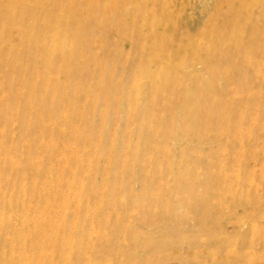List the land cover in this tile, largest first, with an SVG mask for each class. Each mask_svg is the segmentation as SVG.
Segmentation results:
<instances>
[{
    "label": "rangeland",
    "instance_id": "1",
    "mask_svg": "<svg viewBox=\"0 0 264 264\" xmlns=\"http://www.w3.org/2000/svg\"><path fill=\"white\" fill-rule=\"evenodd\" d=\"M0 101L1 264H264V0H0Z\"/></svg>",
    "mask_w": 264,
    "mask_h": 264
},
{
    "label": "bare ground",
    "instance_id": "2",
    "mask_svg": "<svg viewBox=\"0 0 264 264\" xmlns=\"http://www.w3.org/2000/svg\"><path fill=\"white\" fill-rule=\"evenodd\" d=\"M1 102V101H0ZM2 103H3V101H2ZM0 105H1V103H0ZM67 117V116H66ZM65 117V118H66ZM68 121V120H67ZM52 127V126H51ZM54 128V127H53ZM52 128V129H53ZM77 129V128H76ZM75 129V132L76 131H78V129L76 130ZM59 130V129H58ZM62 130V129H61ZM44 147V146H43ZM49 148V154H50V152L52 151V155L55 153V149H57V146H54L53 144H51L50 146H48ZM4 148V147H3ZM6 148V147H5ZM46 148V147H45ZM69 149V148H68ZM71 149V148H70ZM45 150V149H44ZM66 151V150H65ZM68 151V150H67ZM2 152H3V149H2ZM46 152H48V151H46ZM71 152H72V150H71ZM4 153H6V151L4 152ZM3 153V154H4ZM69 153H70V151H69ZM72 153H74V152H72ZM76 153V152H75ZM8 154V153H7ZM6 159V158H5ZM8 164V163H7ZM59 164V163H58ZM56 165L57 167L59 166V165ZM1 165V164H0ZM17 167V166H16ZM1 169V168H0ZM34 169H35V171H39V169H40V167H38L37 165H36V167H34ZM1 171V170H0ZM40 172V171H39ZM56 172V170L55 171H51V174H54ZM65 180V176L64 175H62V176H60L59 178H57V181H58V183H56L57 185L56 186H58V184L61 186V184H63V181ZM67 181V180H66ZM55 186V187H56ZM69 186V185H68ZM78 186V185H77ZM34 187V189L36 190V185H34L33 186ZM59 187V186H58ZM57 187V188H58ZM38 188V187H37ZM56 188V189H57ZM72 188H73V186H72ZM1 189H0V205H1V203H5V204H8V207H12L13 206V204L15 203V200L14 199H12V198H6V197H4V195L2 196L1 194ZM34 193V192H33ZM52 193H53V191H52ZM56 195V194H55ZM239 196V198H238V204L240 205H242L243 204V202H242V198H240V194H238ZM50 196H52V195H50ZM59 196H61V195H59ZM63 196V195H62ZM61 196V197H62ZM20 197V196H19ZM55 198V197H54ZM59 198V197H58ZM70 198V197H69ZM69 200V199H68ZM19 201V200H18ZM70 201V200H69ZM251 202H254L253 200H250ZM37 202V201H36ZM251 202H247V200H246V204L247 205H249V203L251 204ZM23 206L24 207H26L27 208V206H25L26 205V202H25V200H23ZM66 203V202H65ZM256 203V202H255ZM9 205H12V206H9ZM30 205V204H29ZM66 205V204H65ZM69 205V204H68ZM239 205H237V206H239ZM243 205H245V204H243ZM251 205H253V204H251ZM255 205V204H254ZM253 205V206H254ZM256 206V205H255ZM15 207V206H14ZM69 207V206H68ZM240 207V206H239ZM247 208L248 206H244V208ZM249 207H251V206H249ZM264 208V207H263ZM12 209V208H11ZM65 209V208H64ZM254 209H255V207H254ZM245 210V209H244ZM258 210V209H257ZM257 210H253L252 209V211L254 212V211H257ZM261 210H263V209H261ZM247 211V210H246ZM245 211V212H246ZM251 214H252V212H250ZM260 214V218H261V225H262V227L261 228H264V212L263 213H261V212H259ZM242 214H243V212H242ZM250 214V215H251ZM256 213L254 212V214L253 215H255ZM36 215V214H35ZM244 215V214H243ZM246 215H248V216H250L249 215V213L248 214H246ZM246 215H245V217H246ZM259 215H258V217H259ZM60 216V215H59ZM20 217V216H19ZM51 217V216H50ZM243 217V216H242ZM245 217H243L242 219H244ZM253 217V216H252ZM251 217V218H252ZM93 218V217H92ZM95 218V217H94ZM241 218V217H240ZM239 218V219H240ZM246 218H248V217H246ZM245 218V219H246ZM250 218V217H249ZM257 218V217H256ZM260 218H257V220L255 219H253L252 221L253 222H255L256 223V221H258V219H260ZM119 219H120V217H119ZM241 219V221H244V220H242ZM32 220V222L34 221V219L32 218L31 219ZM50 220H51V218H50ZM92 220V219H91ZM251 220V219H250ZM14 221V217H12V216H10V217H7L6 215H4V214H0V237H3L2 238V242L4 241L3 239H4V237H5V235L6 234H9L10 233V231H12V232H14V231H16L15 230V228H13L14 229V231L12 230V226H13V224L12 225H10L11 223H14L13 222ZM30 221V220H29ZM93 221V220H92ZM119 221V220H118ZM246 221H248V219H246ZM31 222V223H32ZM55 222V221H54ZM53 222V223H54ZM251 222V221H250ZM250 222L248 221V224H250ZM58 223V222H57ZM57 223H54V224H57ZM66 223V222H65ZM93 223V222H92ZM100 223V222H99ZM260 223V222H259ZM34 224V223H33ZM53 224V225H54ZM103 224V223H102ZM18 225V224H17ZM30 225V224H29ZM53 225H48V227L47 226H45V227H47L48 229H50L49 231H48V229H45L44 228V226H42V225H38V227L37 226H35V227H33L34 229V235L37 237H39V235L40 234H43V233H46V235L47 234H49V233H51L52 234V236L50 237V239L51 238H53V235L55 234V236L57 237V239H58V237H60L61 238V236H66L67 234H71L70 235V238H72V237H76L78 234H79V230L77 229V230H75L73 227H71V228H73V229H71V228H69V230H67V227H65V225L64 224H61V223H59L57 226H53ZM118 225H119V223H118ZM121 225V224H120ZM243 225V224H242ZM253 225H255V224H253ZM253 225L252 226H249L250 228L251 227H253ZM259 224H256V227L258 226ZM32 226V225H31ZM30 226V227H31ZM53 226V227H52ZM90 226H92L90 229H89V231L87 232L85 229L83 230V228H82V236H84V237H88V236H91L90 238H88V240H91L92 239V235L93 234H95L96 232L98 233V234H100V231H97V227H95V225H94V223L93 224H91ZM105 226H106V223H105ZM86 227V226H85ZM98 227H102L101 225H99ZM255 226L252 228L253 230H255V229H259L258 227L256 228ZM114 229V228H113ZM116 227H115V231H116ZM122 229V228H121ZM249 229V228H248ZM32 230V229H31ZM251 230V229H250ZM261 230V229H260ZM111 231H112V229H111ZM121 231V230H120ZM17 232V231H16ZM69 232V233H68ZM112 232H114V230L112 231ZM117 232V231H116ZM256 233H257V231H255ZM122 233V232H121ZM120 233V234H121ZM124 233V232H123ZM255 233V234H256ZM12 234V233H11ZM77 234V235H76ZM116 234V233H115ZM114 233H113V235H115ZM120 234H118L119 236H121ZM17 235V234H16ZM20 235H21V232H20ZM20 235H18V236H20ZM73 235V236H72ZM108 235V231L106 232V231H103L101 234H100V236L101 237H98L99 238V240L100 241H105L106 242V244L105 245H100L99 247H92V249H91V246H89L88 244L86 245L87 247H81L82 249H80V250H77V251H73V250H70L69 249V247L68 248H65V247H67L66 245H69L68 243H69V241L71 240L70 238V240H65L66 241V243L64 242V243H58V242H56V241H49V243L47 244V247H46V249H51V251L49 252V253H44L43 252V254H39V257H37L36 259H32V262L31 261H29V262H27V263H25V264H101V263H103V261H105L106 260V258H108V257H110V256H115V255H119V254H121L120 252H118L119 250L115 247V245L114 244H111V242H110V239L108 238L109 237V235H110V233H109V235ZM263 235H264V232H263ZM48 236V235H47ZM54 236V237H55ZM68 237H69V235H67ZM72 236V237H71ZM119 236H117V237H119ZM124 236V235H123ZM122 236V237H123ZM13 237V236H12ZM21 237V236H20ZM37 237V238H38ZM14 238H15V236H14ZM13 238V239H14ZM36 238V239H37ZM49 238V237H48ZM59 238V239H60ZM63 238H65V239H68V238H66V237H63ZM17 239V238H16ZM62 239V238H61ZM97 239V238H96ZM18 240H19V238H18ZM55 240H56V238H55ZM63 240V239H62ZM93 240V239H92ZM91 240V241H92ZM11 241H13L12 239H11V236L10 237H7V239L5 240V242H6V244H7V247L8 248H11V247H9V245H10V242ZM16 241V240H15ZM24 241V240H23ZM64 241V240H63ZM97 241H98V239H97ZM71 242V241H70ZM93 242V241H92ZM251 242H253V240L251 241ZM254 242H255V240H254ZM262 242V241H261ZM4 243V242H3ZM23 243V242H22ZM45 242H36L35 241V243H33L32 242V244H31V249H36V248H38L39 249V247L40 248H43L44 249V247L46 246V243L44 244ZM58 243V244H57ZM101 243V242H100ZM89 244H91V242L89 243ZM263 244H264V242H263ZM14 245V244H13ZM251 245H252V247H254L253 246V244L251 243ZM251 245H249V246H251ZM2 245H0V257H2V258H7V254L9 253V252H7L6 250H5V248L6 247H1ZM93 246V245H92ZM264 246V245H263ZM23 247V246H22ZM252 247H249V248H252ZM256 247V246H255ZM7 248V249H8ZM27 249L28 248V246L27 245H25V247H24V249ZM29 249V248H28ZM43 249H42V251H43ZM45 249V250H46ZM66 249V250H65ZM68 249V250H67ZM17 250V249H16ZM21 249H19V252H21L20 251ZM10 251V250H9ZM18 251V250H17ZM17 254V252L15 251V249L14 248H11V251H10V254H11V256H15L14 254ZM22 254H23V252H21ZM119 253V254H118ZM11 256H9V257H11ZM9 259V258H8ZM7 259V260H8ZM70 259H73L74 261H73V263L72 262H70L69 260ZM4 260L5 259H2V263H4L5 264V262H4ZM6 260V262L7 263H9V264H11L10 262L12 261H10L9 260V262ZM0 264H1V261H0Z\"/></svg>",
    "mask_w": 264,
    "mask_h": 264
}]
</instances>
